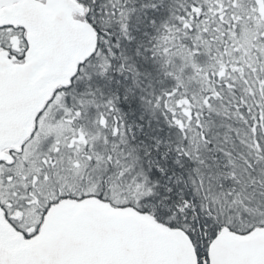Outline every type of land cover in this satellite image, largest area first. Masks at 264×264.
Instances as JSON below:
<instances>
[{
	"label": "snow or ice",
	"instance_id": "1",
	"mask_svg": "<svg viewBox=\"0 0 264 264\" xmlns=\"http://www.w3.org/2000/svg\"><path fill=\"white\" fill-rule=\"evenodd\" d=\"M0 264H264V0H0Z\"/></svg>",
	"mask_w": 264,
	"mask_h": 264
}]
</instances>
